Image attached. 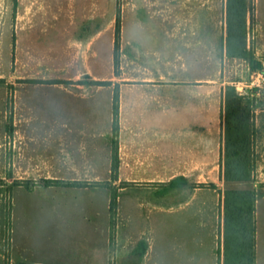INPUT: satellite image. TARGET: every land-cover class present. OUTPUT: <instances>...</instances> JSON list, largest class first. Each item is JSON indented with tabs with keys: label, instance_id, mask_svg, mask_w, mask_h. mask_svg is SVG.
Segmentation results:
<instances>
[{
	"label": "rangeland",
	"instance_id": "374dc122",
	"mask_svg": "<svg viewBox=\"0 0 264 264\" xmlns=\"http://www.w3.org/2000/svg\"><path fill=\"white\" fill-rule=\"evenodd\" d=\"M15 1L18 2L17 11H22L21 19L17 18V12L16 15L12 13L14 0H5V29L11 35H6L8 42L4 44V47L6 46L4 58L0 59V124L3 104L5 125V137L1 143L4 148L2 169L8 175L11 176L14 159V128L24 120L23 115L19 113L20 105L33 107L31 112H27L29 120L24 122L26 123L24 126L36 134L33 139L35 142L28 140L29 138L21 140L28 143L24 150L25 157L20 161L27 164L29 158V164L34 167L49 169L54 165V158H60L62 155L60 148L53 146L57 141L56 134L52 137L48 129V124L53 122L55 117H60L57 116L60 114L59 109L68 111L69 124H75L79 120L84 125L93 122L94 109L98 110L94 119L98 121L102 133L107 128L110 112H113L112 102L116 86H119V92L123 95L126 84H131V80L154 77L166 81L175 80L177 86L174 90L179 89L182 92V102H192L197 106L201 99H186V94L193 90L207 94L211 92L212 117L219 128L222 142L225 137L226 92L231 87L236 89L244 106L248 107L252 114L254 171L251 182L232 186L244 189L253 188V184H257L264 188V0H246L247 49L262 62V68L257 70L250 68L247 59L230 57L225 50H221L227 34L225 0H208L212 3V12L204 13L198 10L197 14L188 12L186 1L181 0L180 13L174 16L175 19L181 20L183 26L186 23L192 25L194 18L197 19V24L204 23L206 17L211 16L213 50L206 53L211 55V64L162 67L130 66L126 60L124 53V32L128 25L126 13L131 6L130 3L135 0ZM203 2L204 0H196L198 8ZM189 6L193 7V4L190 3ZM118 18L121 57L119 64H115L114 48L107 41H112L115 36ZM37 24H41L40 27L45 29L41 31L38 28V33H41L37 36L41 38L40 43L46 46L47 50L52 47V51L58 56L53 57V64L50 65L12 64L13 55L16 54V51L12 50L15 48V43L14 46L11 44L12 32L16 34L20 27L31 28L36 27ZM83 26L89 30L98 27L103 29L102 37L107 41H104L100 48L99 60H90L89 52L83 47L78 49L66 46L67 38L61 33L75 32ZM58 32H61L60 35ZM103 39L98 43H102ZM9 44L11 46L7 47ZM148 45L152 47L151 44ZM65 46L67 51L60 59L59 53ZM199 79L203 82L196 81ZM193 108L186 111L194 113ZM28 110L26 109L25 112ZM66 118L64 112L62 119L65 122ZM72 132L76 134L77 130ZM103 142L104 140L101 142L102 148L105 145ZM16 143L18 144V141ZM33 145L36 147L34 151H32ZM112 145L114 147L113 143ZM69 152L70 158H76V149L70 148ZM220 174L216 182L223 188V192L227 185L223 180L222 167ZM197 181L192 179L186 189L166 194V201L178 202L188 197L195 188L204 185L210 187L212 183L210 179L207 180V184ZM112 182L102 178L98 183L90 184L89 186L101 189L100 194L98 191L91 193L92 198L94 197L92 202L88 197H82L80 186L72 185L71 182L66 183L65 186H55V183H52L53 186L33 188L28 184L25 188H21L13 185L11 178L0 179V186H5L4 196L1 199L3 215L0 210V264H16L19 257L46 264H75L81 261L91 263L106 253L105 248L110 236L134 237L142 233L151 241L148 264H180L178 258H184L195 250L197 243L191 240L196 235H207L201 222L184 219L185 216L182 217L180 213L149 209L118 210L117 206L116 214L112 215L106 205V193L111 192V199L117 195L118 185H112ZM37 183L47 185L46 180H37ZM85 185L88 186V183L85 182ZM124 185L125 183H120V186ZM66 186L69 187L67 193ZM153 195L150 194V197ZM262 229L264 234V224ZM219 237L218 232L217 252L220 254L222 247Z\"/></svg>",
	"mask_w": 264,
	"mask_h": 264
},
{
	"label": "crops",
	"instance_id": "0c3cea01",
	"mask_svg": "<svg viewBox=\"0 0 264 264\" xmlns=\"http://www.w3.org/2000/svg\"><path fill=\"white\" fill-rule=\"evenodd\" d=\"M180 1L135 0L130 3L131 6L126 13L128 25L124 32V53L130 66H206L211 64V55L206 54L207 51L213 50L211 16L206 17L204 23L197 24V19L194 18L192 25L186 23L183 26L179 18H174L175 14L180 13ZM185 1L188 12L194 14H197L198 10L204 11V13L212 12V3L208 0H204L202 6L199 5L200 8L196 5V0ZM190 3L193 4V7L189 6ZM228 3L229 1L225 0L227 34L224 46H221V50H225L226 54L228 49ZM17 8L18 2L14 0L12 13L16 15L17 12V18L21 19L22 11H17ZM5 14V0H0V59L4 58L6 35H11L5 29ZM40 26L41 24L31 28L20 27L16 34L12 32L13 41L11 44L14 46L15 43V48L12 50L16 51V54L13 55L12 64L23 66L53 64V57H57L58 54L56 56L52 47L47 50L46 46L40 43L41 38H37L41 34L38 33V28L41 31L45 30ZM102 31L103 29L99 27L89 30L83 26L75 32L60 33L67 38V47L78 49L83 47L86 52H89L90 60H99L100 48L104 41H107L103 39ZM60 33L58 32V35ZM101 39L103 42L99 44ZM107 42L114 48V63L119 64L121 57L119 53L120 30L118 33L116 28L114 38ZM148 44H151L152 47ZM67 47L59 53L60 59L65 56ZM196 81L203 82L201 79ZM206 81L205 79V83ZM175 83V80L166 81L163 78L149 77L131 80V84H126L123 95L120 94L117 137L119 167L115 173V178H113L114 173L112 171L114 152L111 142L113 138L112 111L108 116L107 128L101 133L99 123L94 119L98 110L94 109L93 122L90 125H84L79 120L75 124H69L68 111L59 109L60 114L57 116L60 115V117H55V120L51 121L52 124H48V129L52 137L53 134H56L57 141L53 146L60 148L62 155L60 158H54V165L49 169L48 167L40 169L29 164V158L27 164L20 161L22 157H25L24 150L28 143V141L21 140L29 138L28 140L35 142L33 139L36 136L34 132H30L31 129L24 126L26 124L24 122L29 120L27 112H31L33 108L32 106L24 107L26 105L19 106V113L23 115L24 120L14 128V159L11 176L8 175L2 169L4 148L1 143L5 137L4 105L2 104L0 179L11 178L13 185L21 188H25L28 184L33 188L53 186L52 184L37 183V180H51L55 186H65L66 183L70 182H82L83 185H78L80 186L79 189L82 190V197H88V200L92 202H94V197L92 198L91 193L98 191L100 194L101 189L89 185L98 183L102 178L113 181L112 185H118L116 191L118 210L167 211L180 213L182 217L185 216L184 219L189 221L201 222L207 235L198 236L195 234L196 236L191 240L197 243L195 250L189 252L184 258H178L180 264H223L222 253L217 252L218 232L222 247L223 188L219 186L216 180L221 175L224 142L221 140L219 128L212 117V94L211 92L207 94V92L193 90L188 92L185 98H200L199 105H194L192 102H182V92L179 89L174 90V87L177 86ZM130 86L131 88H129ZM192 107H194V113L186 111ZM26 109L29 110L25 112ZM64 112L67 116L66 122L62 119ZM82 119L80 118V120ZM74 130H77L76 134L72 132ZM103 140L104 148L101 146ZM70 148L76 149V158H70ZM34 150L36 147L33 145L32 151ZM179 176H185L191 180L197 179V182L202 184H207V180L210 179L216 188L204 185L195 188L184 201H166V196L163 195L161 187ZM85 182L88 183V186L85 185ZM122 182L125 183L124 186H120ZM253 188L258 193L255 203V264H264V234L262 229L264 224V211L262 212L264 188L257 186V184H253ZM65 189L67 193L69 187L66 186ZM3 190H5V186L2 185L0 186L2 215L4 213L1 202L4 196ZM150 194L155 196L150 197ZM111 196V192L106 193V205L109 209ZM108 242L103 257L101 255V258L97 257L96 261L91 263L81 261L75 264H148L151 241L146 234L142 233L134 237L110 236ZM4 258L6 257L4 256ZM18 260L46 264L30 261L23 257H19Z\"/></svg>",
	"mask_w": 264,
	"mask_h": 264
},
{
	"label": "trees",
	"instance_id": "16d2710c",
	"mask_svg": "<svg viewBox=\"0 0 264 264\" xmlns=\"http://www.w3.org/2000/svg\"><path fill=\"white\" fill-rule=\"evenodd\" d=\"M228 49L230 57L245 58L250 68H262V62L257 60L247 49V5L246 0H228ZM117 32L120 30L117 19ZM118 38V37H117ZM118 40V39H117ZM116 40V49L118 46ZM120 113V92L116 86L113 96V123L112 131L114 152L112 155L113 178L119 167L118 131ZM224 149L222 157L223 180L227 188L223 194V222H222V259L223 264H255L256 259V220L255 203L257 191L254 188H237L234 184H248L253 180L254 156L252 153V125L251 110L244 106L239 93L235 88H228L224 104ZM191 179L179 176L161 189L163 195L175 190L186 189ZM53 181L48 180L47 184ZM72 185H83L82 182H73ZM210 187L216 188L214 183ZM191 193V192H190ZM162 195V194H161ZM190 195V194H189ZM188 195V197H189ZM185 199L181 200L184 201ZM117 195L110 203L112 215L117 211ZM16 264H36L25 260H18Z\"/></svg>",
	"mask_w": 264,
	"mask_h": 264
}]
</instances>
